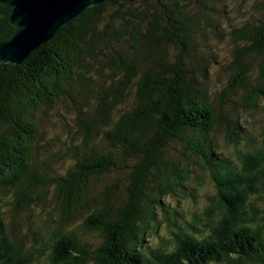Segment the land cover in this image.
Returning a JSON list of instances; mask_svg holds the SVG:
<instances>
[{"label": "trees", "instance_id": "1", "mask_svg": "<svg viewBox=\"0 0 264 264\" xmlns=\"http://www.w3.org/2000/svg\"><path fill=\"white\" fill-rule=\"evenodd\" d=\"M228 1L106 0L20 65L0 64V264H264V132L229 117L228 97L264 113V16L238 23ZM10 11L0 5V43L17 30ZM221 22L234 72L215 108L202 55L215 61ZM61 103L79 132L49 143L41 124ZM60 146L68 162L55 169ZM194 167L216 206L186 224Z\"/></svg>", "mask_w": 264, "mask_h": 264}, {"label": "rangeland", "instance_id": "2", "mask_svg": "<svg viewBox=\"0 0 264 264\" xmlns=\"http://www.w3.org/2000/svg\"><path fill=\"white\" fill-rule=\"evenodd\" d=\"M229 7L232 10L227 8L229 11V16H232L238 23L247 21L248 23H256L264 16V0H229L228 1ZM216 12V11H215ZM218 14V13H217ZM222 16V14H220ZM222 19L225 20L224 15ZM224 27V37L221 40V43L218 42L217 45L214 47L211 45L212 48H215V54L217 55L215 61L211 60L208 56L210 54H203L202 56L205 57L207 68L209 69L206 73V81L207 85L203 84V86L207 87V102L212 107L218 108V103L222 101V90L227 87V83L229 80L228 76L234 71H230V67L228 66V62L232 59V48L227 44L229 32L231 31L232 24L227 22H221ZM227 25L230 27L227 28ZM214 45V44H213ZM217 47V48H216ZM250 74L252 79H256L258 70H259V61L253 60L251 61L250 65ZM199 74V72H198ZM200 81L201 77L199 76ZM254 84V83H253ZM133 98L134 94L132 93ZM229 98L232 99L233 104H230V111L233 114H229V117L233 119H240L241 126H245L248 130L254 129L252 133L258 137L259 132H264V113L260 110V108L250 109L245 108L246 106V97L243 95V92H239L234 96L228 95ZM134 100V99H133ZM54 112H50L48 118L44 117V121L41 124L43 129V137L45 141L49 143L51 141L56 142H71V138H74L72 133H78V126L74 118V113L70 110L68 104H57L56 107L53 109ZM62 114L64 117L63 119H57V114ZM47 115V114H46ZM227 126H231V123H228ZM72 132V133H71ZM260 139V138H259ZM58 148V147H57ZM48 151H53L55 148H47ZM59 151L61 152L60 156H56L57 161L53 164L56 166L55 169L61 168L68 162V156L66 155V148L64 146H60ZM46 154L44 152H40L37 155L36 160L37 162L42 161L45 158ZM195 172L191 175V179L189 185L191 187L199 186L198 191V199H196L197 203L194 204L191 199L184 202V207L186 208L184 213L185 223L188 224L189 222L193 223H200L203 221L204 215L203 210L208 208L210 205H215L216 198H215V189L213 188L212 181L208 176L207 172H201L198 167H194ZM106 179H111L112 182H122L125 180L124 175H112ZM103 180L108 184V182ZM100 183V182H99ZM193 194V192L189 193ZM7 200V198H6ZM7 202H13L11 200H7ZM6 202V203H7ZM174 206V205H172ZM178 208V207H177ZM8 210L9 208L6 207ZM33 211H31L32 213ZM46 212L43 213L41 208H36L33 214V221L32 225H35V228L39 227L38 222L43 221L46 219ZM28 227V226H27ZM43 229V228H41ZM159 235L164 238L165 242L171 240V236L168 233V229H166L165 225L159 228ZM45 240L42 232L35 238V246L37 248L41 247V241ZM153 241H157V236L154 235L151 238ZM151 241V242H152ZM170 245V244H169ZM172 246V245H170ZM48 254V252H47ZM44 257L40 258V263H43ZM34 262V261H33ZM32 262V263H33ZM33 264H36V260ZM46 264V263H45Z\"/></svg>", "mask_w": 264, "mask_h": 264}, {"label": "water", "instance_id": "3", "mask_svg": "<svg viewBox=\"0 0 264 264\" xmlns=\"http://www.w3.org/2000/svg\"><path fill=\"white\" fill-rule=\"evenodd\" d=\"M106 0H0L11 9L9 23L16 32L0 43V64L20 65L68 22Z\"/></svg>", "mask_w": 264, "mask_h": 264}, {"label": "bare ground", "instance_id": "4", "mask_svg": "<svg viewBox=\"0 0 264 264\" xmlns=\"http://www.w3.org/2000/svg\"><path fill=\"white\" fill-rule=\"evenodd\" d=\"M140 263H141V262H140ZM140 263H139V264H140Z\"/></svg>", "mask_w": 264, "mask_h": 264}]
</instances>
